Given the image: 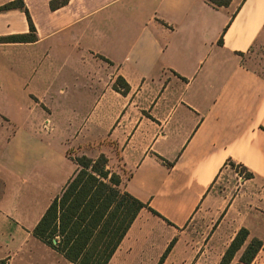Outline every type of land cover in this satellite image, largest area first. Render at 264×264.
I'll use <instances>...</instances> for the list:
<instances>
[{
    "label": "crops",
    "instance_id": "crops-1",
    "mask_svg": "<svg viewBox=\"0 0 264 264\" xmlns=\"http://www.w3.org/2000/svg\"><path fill=\"white\" fill-rule=\"evenodd\" d=\"M51 1L22 0L34 42L0 43V101H29L52 139L40 173L19 128L5 141L21 172L0 151V264H73L33 229L79 156L103 155L146 205L107 264H222L241 229L228 264L264 247V0ZM28 16L0 11V37Z\"/></svg>",
    "mask_w": 264,
    "mask_h": 264
},
{
    "label": "trees",
    "instance_id": "trees-1",
    "mask_svg": "<svg viewBox=\"0 0 264 264\" xmlns=\"http://www.w3.org/2000/svg\"><path fill=\"white\" fill-rule=\"evenodd\" d=\"M215 7H226L231 0H207ZM68 0H52L56 9ZM23 9L22 0L0 7V11ZM29 22L30 17L28 16ZM37 36L30 22L24 35L0 37L2 42H34ZM222 39L219 41L221 42ZM117 89V86L115 85ZM127 90V86L123 91ZM77 169L65 188L56 196L33 229V235L63 254L73 264H107L139 211L146 205L121 190L120 177L106 168L107 159L86 156L75 158ZM247 176H249L247 174ZM241 229L225 252L222 264H228L247 239ZM263 244L252 239L240 257L241 264H250Z\"/></svg>",
    "mask_w": 264,
    "mask_h": 264
},
{
    "label": "rangeland",
    "instance_id": "rangeland-1",
    "mask_svg": "<svg viewBox=\"0 0 264 264\" xmlns=\"http://www.w3.org/2000/svg\"><path fill=\"white\" fill-rule=\"evenodd\" d=\"M260 65V64H259ZM49 105L51 101H47ZM32 104L29 101H0V151L3 150L2 164L6 170L12 169L14 173L21 172L19 167L15 166L13 157L9 153V147L6 146V138L10 136L16 129H20V136H18L12 146H28L27 159L34 163L35 172L40 173L41 164L44 162L45 150L44 147L52 143L51 136L43 133L35 134L31 123H27L31 114L33 113ZM53 110V109H52ZM27 133V134H26ZM56 140V138L54 139ZM6 178V177H5Z\"/></svg>",
    "mask_w": 264,
    "mask_h": 264
}]
</instances>
